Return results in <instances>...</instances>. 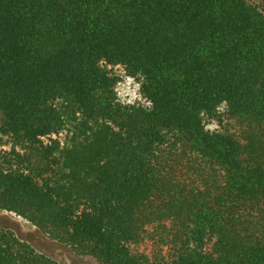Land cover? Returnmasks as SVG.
Masks as SVG:
<instances>
[{
  "label": "trees",
  "instance_id": "1",
  "mask_svg": "<svg viewBox=\"0 0 264 264\" xmlns=\"http://www.w3.org/2000/svg\"><path fill=\"white\" fill-rule=\"evenodd\" d=\"M0 210L99 264H264V5L0 0ZM0 264L60 263L0 226Z\"/></svg>",
  "mask_w": 264,
  "mask_h": 264
},
{
  "label": "rangeland",
  "instance_id": "2",
  "mask_svg": "<svg viewBox=\"0 0 264 264\" xmlns=\"http://www.w3.org/2000/svg\"><path fill=\"white\" fill-rule=\"evenodd\" d=\"M254 1L264 5V0ZM117 90L118 95L124 101H133L139 97L138 86L131 79L122 78V75ZM0 226L13 232L18 239L27 242L34 249L60 264H99L90 257L73 254L60 244L48 240L28 221L12 212L0 210Z\"/></svg>",
  "mask_w": 264,
  "mask_h": 264
}]
</instances>
